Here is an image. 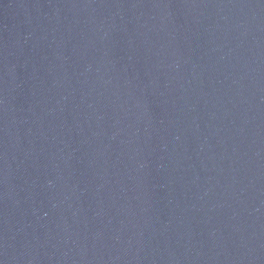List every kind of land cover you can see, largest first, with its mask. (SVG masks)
<instances>
[{"label":"water","instance_id":"95a60500","mask_svg":"<svg viewBox=\"0 0 264 264\" xmlns=\"http://www.w3.org/2000/svg\"><path fill=\"white\" fill-rule=\"evenodd\" d=\"M0 264H264V0H0Z\"/></svg>","mask_w":264,"mask_h":264}]
</instances>
